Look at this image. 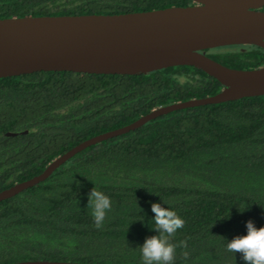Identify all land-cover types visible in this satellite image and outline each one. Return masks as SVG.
<instances>
[{
    "label": "trees",
    "instance_id": "1",
    "mask_svg": "<svg viewBox=\"0 0 264 264\" xmlns=\"http://www.w3.org/2000/svg\"><path fill=\"white\" fill-rule=\"evenodd\" d=\"M191 5V0H0V19ZM204 53L232 69L264 67V49L257 46ZM221 89L215 78L189 66L136 75L42 71L0 78V192L39 175L88 139L159 107ZM93 187L112 202L99 229L87 208ZM153 203L185 221L172 243L187 240L190 256L185 260L177 248L174 264H245L240 253L226 250V241L247 235L249 220L264 227V95L159 116L87 147L43 182L0 201V264H141L137 248L158 235L149 224Z\"/></svg>",
    "mask_w": 264,
    "mask_h": 264
},
{
    "label": "water",
    "instance_id": "2",
    "mask_svg": "<svg viewBox=\"0 0 264 264\" xmlns=\"http://www.w3.org/2000/svg\"><path fill=\"white\" fill-rule=\"evenodd\" d=\"M194 5L115 15L0 19V78L42 71L136 75L176 66L215 78L216 95L152 110L135 122L88 139L39 175L0 192V201L46 180L78 152L173 111L264 95V67H226L204 51L252 45L264 49V0H191ZM13 264H85L25 261Z\"/></svg>",
    "mask_w": 264,
    "mask_h": 264
},
{
    "label": "clouds",
    "instance_id": "3",
    "mask_svg": "<svg viewBox=\"0 0 264 264\" xmlns=\"http://www.w3.org/2000/svg\"><path fill=\"white\" fill-rule=\"evenodd\" d=\"M111 204L110 198L96 187L89 192L87 208L91 209L96 228L103 226L107 213L111 211ZM151 211L155 215L154 220L149 221L150 230L158 235L146 238L144 244L137 248L141 264H174L177 248L182 249L181 256L187 260L190 256L187 251V240L172 243L177 231L184 227L185 221L176 211L165 208L160 203H153ZM246 228L247 235L237 236L230 242L226 241V250L234 254L240 253L245 264H264V227L257 229L249 220Z\"/></svg>",
    "mask_w": 264,
    "mask_h": 264
}]
</instances>
